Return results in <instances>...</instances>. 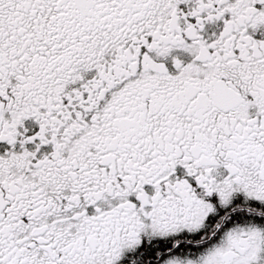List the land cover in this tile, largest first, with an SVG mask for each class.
<instances>
[{"label":"snow or ice","instance_id":"snow-or-ice-1","mask_svg":"<svg viewBox=\"0 0 264 264\" xmlns=\"http://www.w3.org/2000/svg\"><path fill=\"white\" fill-rule=\"evenodd\" d=\"M0 264H264V0H0Z\"/></svg>","mask_w":264,"mask_h":264}]
</instances>
